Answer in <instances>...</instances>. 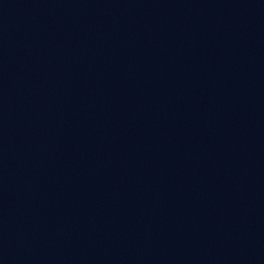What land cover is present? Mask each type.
I'll return each instance as SVG.
<instances>
[{"label":"water","instance_id":"1","mask_svg":"<svg viewBox=\"0 0 264 264\" xmlns=\"http://www.w3.org/2000/svg\"><path fill=\"white\" fill-rule=\"evenodd\" d=\"M75 264H264V81L157 171Z\"/></svg>","mask_w":264,"mask_h":264}]
</instances>
